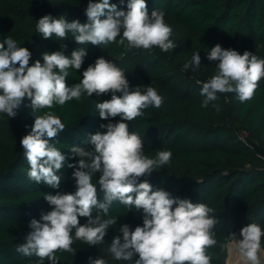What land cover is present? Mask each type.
<instances>
[{
    "label": "clouds",
    "instance_id": "9594fccd",
    "mask_svg": "<svg viewBox=\"0 0 264 264\" xmlns=\"http://www.w3.org/2000/svg\"><path fill=\"white\" fill-rule=\"evenodd\" d=\"M127 10L118 9L110 0H89L85 9L87 21L68 22L51 14L38 20L37 31L43 38L53 34L64 39L71 33L77 44L93 46L116 42L128 48L150 50L158 47L168 52L176 47L170 37L173 29L164 19L162 11L148 14L146 0H127ZM103 17V18H102ZM87 52L76 49L71 55L63 51L44 52L43 63L30 64L32 53L27 47H19L11 37L0 43V113L14 118L25 99L30 101L33 114L41 109L63 106L82 94L91 97L110 95L96 104L105 131H97L88 137L89 147L72 146L75 182L74 192L44 194L51 210L42 213L39 220L29 223L31 231L16 251L26 257L35 256V264H58V250L75 255V241L89 246L101 244L110 226L117 218L109 216V208L118 201L131 211H142V225L134 228L125 223L113 237L108 252L118 261H134V264H211L214 253L209 249L219 246L228 250L226 264H264L262 237L264 230L257 223H249L240 229L239 236L229 233L224 242L217 239L218 223L213 209L205 203H193L188 198L173 197L164 189L153 186L142 177L169 164L170 150H160L155 158L144 154L140 135L130 132L128 123L144 115L149 107L160 108L163 97L146 86L131 87L124 71L114 62L99 57L82 72L80 83L69 86L68 69L82 68ZM207 60L218 62L216 72L201 85L204 97L201 107L207 108L218 100V94L235 93L243 103L251 100L258 82L264 78V59L245 50L225 49L216 44L207 52ZM201 66V56L193 53L183 70L196 71ZM219 112V106L214 105ZM120 120L113 123L110 118ZM65 124L52 111L35 115L28 134L20 140L24 157L30 169L29 179L59 189L61 179L56 174L66 163V155L56 146L55 138L63 132ZM99 173L97 184L92 177ZM103 193V199L99 198ZM95 213V214H94ZM108 217V218H105ZM80 218L85 223H80ZM90 264H107L103 258L89 257Z\"/></svg>",
    "mask_w": 264,
    "mask_h": 264
},
{
    "label": "trees",
    "instance_id": "16d2710c",
    "mask_svg": "<svg viewBox=\"0 0 264 264\" xmlns=\"http://www.w3.org/2000/svg\"><path fill=\"white\" fill-rule=\"evenodd\" d=\"M33 6L49 14V5L32 0ZM89 0H67L68 22L87 21L85 9ZM118 9L127 10V0H110ZM148 14L153 10L164 13L165 22L172 27L176 47L168 52L158 47L143 50L121 46V54L110 44L93 46L77 44L71 33L64 39H45L33 29V46L29 47L28 36L14 29L6 15V4L0 0V43L11 37L19 47H27L32 53L30 64L42 60L44 52L63 51L70 56L76 49L87 52L82 68H69L66 82L69 86L80 83L82 72L99 57L108 59L121 68L131 87L151 86L163 97L160 108L149 107L144 115L128 123L129 131L140 135L144 154L155 158L160 150L172 152L169 164L156 169L147 180L153 190L164 189L173 197L188 198L193 203H205L214 211L218 223L217 239L224 242L229 233H236L249 224L257 223L264 230V78L258 82L251 100L241 103L235 93L218 94V100L207 108L201 107L204 97L201 85L216 72L218 62L207 60V52L216 44L225 49L245 50L264 59V0H146ZM103 18V17H102ZM121 34L116 38L119 40ZM193 53L201 56L198 70H183ZM110 95L73 99L63 106L32 112L30 101L25 99L16 110L14 118L0 113V264H35V256L26 257L16 251L25 242L31 231V219H40L42 213L51 210L44 194L74 192L75 182L72 146L89 147L88 137L97 131H105L100 124L96 104ZM214 105L219 106L217 112ZM52 111L59 116L65 129L56 138L55 146L68 157L65 165L56 173L61 183L52 189L44 183L29 179L30 166L20 145L21 138L28 134L35 115ZM115 123L120 117L110 118ZM99 173L92 177L97 184ZM103 199V193H99ZM95 214V213H94ZM109 216L117 218L110 226L101 244L89 246L75 241V255L58 250V264H90L89 257L103 258L107 264H134V261H118L111 257L108 248L114 236L121 235L119 227L125 223L133 228L142 225V211H129L118 201L109 208ZM108 218V217H105ZM80 223H85L80 218ZM264 247V237H262ZM214 258L211 264H226L227 249L217 246L209 249ZM45 264L48 261L45 260Z\"/></svg>",
    "mask_w": 264,
    "mask_h": 264
},
{
    "label": "rangeland",
    "instance_id": "374dc122",
    "mask_svg": "<svg viewBox=\"0 0 264 264\" xmlns=\"http://www.w3.org/2000/svg\"><path fill=\"white\" fill-rule=\"evenodd\" d=\"M47 7L49 5V14L59 19H67L69 14V8L66 6L67 0H37ZM6 4V15L12 20L13 26L16 32L26 34L28 36L29 47L33 46L35 40L32 38L33 29H37L38 20L44 16L43 11L33 6L32 0H4ZM121 44L116 40L110 44V48L115 47L119 54H121ZM125 50V47H123ZM108 59H113L110 56H106ZM239 232L236 235L239 236ZM227 250V260H228Z\"/></svg>",
    "mask_w": 264,
    "mask_h": 264
}]
</instances>
